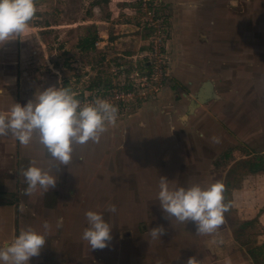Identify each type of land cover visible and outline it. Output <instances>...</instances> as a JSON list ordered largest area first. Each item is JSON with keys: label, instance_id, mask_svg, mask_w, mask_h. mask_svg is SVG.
I'll list each match as a JSON object with an SVG mask.
<instances>
[{"label": "rangeland", "instance_id": "rangeland-1", "mask_svg": "<svg viewBox=\"0 0 264 264\" xmlns=\"http://www.w3.org/2000/svg\"><path fill=\"white\" fill-rule=\"evenodd\" d=\"M145 1L146 5L143 0H35L37 11L24 35L0 46V111H8L13 103L23 106L36 92L49 86L62 85L83 93L108 86L118 76L131 81L137 78L135 70H142L143 62L149 59L146 53L154 39L164 45L162 54L169 72L165 85L169 96L173 101L179 100L180 92L190 90L172 77L174 58L170 39L174 25L180 29L183 23H188L177 16L184 9L175 8L176 0ZM196 1L182 0L187 4ZM262 2L255 15H264ZM222 22L219 18L213 26H220L222 35H230L233 26ZM96 33L99 43L84 49L83 39ZM230 43H233L231 39ZM184 45L182 52L187 55L190 47ZM225 68L227 73L234 72V78L236 65L224 64ZM253 74L248 82L246 76L237 78L236 83L225 78L222 92L227 97H231L230 92L239 94L238 102L224 100L218 112L207 107L191 119L175 116V128L170 134L156 132L154 138L155 125L143 137L136 132L135 137L124 132L129 121L154 99L132 104L118 114L115 125H109L107 130L111 149L109 178L105 181L118 194L86 197L85 207L80 204L68 213L74 220L73 231L82 240L87 227L86 211L102 212L113 226L112 240L104 249H91L86 242L74 245L67 239L62 246L63 260L47 264H186L191 256L200 260V264H224L221 259L227 251L232 252L230 264H262L258 254L249 261L241 259L248 258V251L257 246L253 243L257 242L255 234L262 229L259 220L253 217L242 221L230 202L231 192L241 189L245 180L251 186L252 204L258 206L259 215L264 209V180H258L255 185V179L248 177L252 174L248 170L249 162H255L264 153V66L256 65ZM6 137L0 136L1 147L5 148ZM213 137H218L219 142H213ZM160 176L166 177L170 185L184 187L193 183L207 187L217 180L223 181L225 200L231 204L230 211L224 214L225 223L216 233L201 235L196 233L191 221L182 225L174 219H165L156 198ZM5 189V185L0 186L1 200L15 194ZM97 204H115L117 211L107 213L108 205L103 210L96 208ZM157 225L166 229L160 241L151 240L148 235V230ZM68 230L71 231L68 228L65 232ZM221 232L222 237L218 235ZM212 248L220 259L211 256L212 262L204 261L207 250ZM72 255L74 259L68 260ZM171 256L174 260L169 259Z\"/></svg>", "mask_w": 264, "mask_h": 264}, {"label": "crops", "instance_id": "crops-1", "mask_svg": "<svg viewBox=\"0 0 264 264\" xmlns=\"http://www.w3.org/2000/svg\"><path fill=\"white\" fill-rule=\"evenodd\" d=\"M176 2L175 8L184 9L182 14L177 13V16L184 18L188 23L186 25L183 23L180 29L177 28L178 26H173L170 51L173 53L174 62L171 64V74L190 91L180 92L182 97L173 101L169 96V88L165 85L158 94L159 97L157 96L159 99L154 98L143 106L134 116L135 118L129 121L128 126H125L124 132L132 133L133 137H135V132L140 137L145 136V131L153 125L157 126L154 129V138L156 132H169L168 134H170L175 128V116L178 118L189 116L191 119L207 107L218 112L219 106L222 107L221 103L224 100L238 102L239 94L230 92L231 97H227L222 92V86L227 82L225 78L230 83H236L237 78L246 76V82H248L254 77L256 65L264 66V15H255L259 5L263 3L262 0H198L194 3L196 5L194 8L187 7L189 3L182 2V0H176ZM219 18L223 21V25L228 22L233 26L229 29L230 35H222L221 27L213 26ZM223 25L222 27H224ZM228 39L229 45L227 44ZM230 39L233 43H230ZM184 44L190 47L187 55L182 52ZM167 45L169 46V42ZM224 64L236 65L234 78H232L234 72H226L231 67H227L228 69L225 68V70ZM204 85L208 96L200 101L197 97ZM213 104H217V106ZM210 105L217 108H212ZM156 137L160 140L159 136ZM6 139L5 148L0 146V186L4 187L5 185V190H10L12 194H15L9 195L7 199H0V244L10 242L14 236L28 226L42 232L43 223L47 221L51 225L47 243L39 256L30 258L29 264H47L48 261L54 263L63 260L62 246L67 239L70 240V244L74 245L83 241L80 240L79 234L77 235L73 231L74 220L68 216V213L73 211L72 208H78L80 204L85 207L86 197H96L99 194H107L110 197L111 195L116 196L119 192H112L105 185V181L109 178L107 165L111 149L110 133L107 131L103 133L98 143L89 141L84 145H75L72 162L69 165H59L58 170L55 166L53 167V173L57 177L55 187L49 188V191L44 195H41V190L37 189L31 196L24 195L27 185L23 170L29 166L32 160H35L40 166H46L48 157L42 154L41 148L36 144L26 147L11 135H8ZM248 177L255 179L256 185L258 180H264V173H252ZM96 181H98L97 187L94 186ZM100 182L102 186L99 185ZM242 183L245 185L243 184L241 189L236 188L231 192L230 202L234 213L242 221H248L253 217L259 220L262 229L261 232L255 234L257 242H252L254 245H258L264 242V209L259 215V209L256 208L258 206L252 204L251 186L247 185L245 180ZM104 195L103 197H105ZM21 197L22 199H20ZM262 200L264 201V195H262ZM106 205L109 204H97L96 208L104 210ZM121 206H118L119 211H121ZM252 213L255 215L251 216ZM59 217H63V226L57 229L55 224ZM68 228L71 231L68 230L67 234L65 229ZM222 234L221 232L218 235L222 237ZM68 236L70 237L68 238ZM224 239L225 243H228L225 236ZM223 250L222 247L221 251ZM214 251L213 248L212 251L208 249L204 261L212 262L213 259H209L211 256L220 259V256L216 255L218 253L215 251V254ZM227 252V254L225 251L222 253L226 254H224L225 258L221 259L224 264L232 260V252ZM248 256V258L242 256L241 259L251 260L250 255ZM67 259L73 260L74 257L72 255ZM169 259H172V256Z\"/></svg>", "mask_w": 264, "mask_h": 264}, {"label": "clouds", "instance_id": "clouds-1", "mask_svg": "<svg viewBox=\"0 0 264 264\" xmlns=\"http://www.w3.org/2000/svg\"><path fill=\"white\" fill-rule=\"evenodd\" d=\"M188 7L194 8V3ZM35 0H0V46L24 35L36 14ZM59 83V81H58ZM78 93L69 87L49 86L36 92L33 99L23 106L13 103L8 111H0V136L11 135L21 145H38L42 154L48 157L46 166L35 160L23 170L27 187L24 195L31 196L40 189L41 195L54 188L57 177L53 167L69 165L73 160L74 146L89 141L98 143L109 125H115L118 107L108 100L96 98L82 102ZM219 142L218 137L212 138ZM157 200L165 219H174L185 225L189 221L196 226V233L211 235L225 223V213L231 204L225 200L226 187L217 180L202 187L193 183L188 187L170 185L160 176ZM106 211L115 213V204H109ZM87 227L81 239L91 249H104L112 240L113 226L102 212L88 210L85 213ZM63 226V217L56 220L57 229ZM173 226V225H172ZM51 225L44 221L43 231L31 226L21 230L10 242L0 244V264H29L30 258L39 256L47 243ZM166 229L157 225L148 230L151 240L160 241ZM186 264H200L195 256ZM230 264V261L227 262Z\"/></svg>", "mask_w": 264, "mask_h": 264}, {"label": "built area", "instance_id": "built-area-1", "mask_svg": "<svg viewBox=\"0 0 264 264\" xmlns=\"http://www.w3.org/2000/svg\"><path fill=\"white\" fill-rule=\"evenodd\" d=\"M143 1V4L146 5V1ZM154 32L157 35V30ZM153 37L155 36L153 35ZM98 43L95 41L96 45ZM163 48L164 45L159 39L151 41V48L146 53L149 59L147 62H143L142 70L134 72L137 78H132L129 81L125 77L118 76L108 86L102 85L95 90L87 89L83 93L77 92V98L82 102L92 101L98 97L108 100L118 107V114H121L132 104L156 98L169 76L166 68L167 61L162 54ZM121 69L123 68L121 67ZM133 75L130 74L129 77H133Z\"/></svg>", "mask_w": 264, "mask_h": 264}, {"label": "trees", "instance_id": "trees-1", "mask_svg": "<svg viewBox=\"0 0 264 264\" xmlns=\"http://www.w3.org/2000/svg\"><path fill=\"white\" fill-rule=\"evenodd\" d=\"M97 37L98 34L96 33L84 38L83 41L81 42V44L86 43V45H84V49L93 47ZM248 170L250 173H259V172L264 173V153L259 154L255 162H249ZM248 253L250 255V258L252 259L254 258L255 254L261 256L262 264H264V242H262L257 246H254L252 250L248 251Z\"/></svg>", "mask_w": 264, "mask_h": 264}, {"label": "water", "instance_id": "water-1", "mask_svg": "<svg viewBox=\"0 0 264 264\" xmlns=\"http://www.w3.org/2000/svg\"><path fill=\"white\" fill-rule=\"evenodd\" d=\"M207 96H208V94L206 93V86L204 85V87L202 88V90H200L197 98L200 101H203Z\"/></svg>", "mask_w": 264, "mask_h": 264}]
</instances>
